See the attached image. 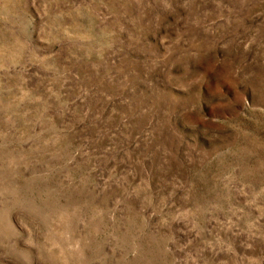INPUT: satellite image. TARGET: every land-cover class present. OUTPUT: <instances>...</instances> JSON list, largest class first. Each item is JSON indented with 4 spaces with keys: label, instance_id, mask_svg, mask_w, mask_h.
Listing matches in <instances>:
<instances>
[{
    "label": "rangeland",
    "instance_id": "1",
    "mask_svg": "<svg viewBox=\"0 0 264 264\" xmlns=\"http://www.w3.org/2000/svg\"><path fill=\"white\" fill-rule=\"evenodd\" d=\"M0 264H264V0H0Z\"/></svg>",
    "mask_w": 264,
    "mask_h": 264
}]
</instances>
